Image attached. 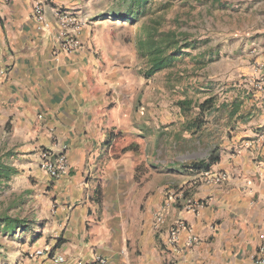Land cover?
Instances as JSON below:
<instances>
[{
    "label": "crops",
    "instance_id": "crops-1",
    "mask_svg": "<svg viewBox=\"0 0 264 264\" xmlns=\"http://www.w3.org/2000/svg\"><path fill=\"white\" fill-rule=\"evenodd\" d=\"M36 1L0 0V203L10 200L0 208L5 264H53L24 256L20 244L51 249L66 264L95 255L106 264H251L264 240V129L253 126L252 115L246 123L236 119L239 102L220 97L211 83L203 84L201 103L208 101L201 112H181L177 98L163 95L164 69L146 75L138 36H129L133 24L130 31L126 19L98 18L97 0L51 1L43 7L45 29L33 14ZM55 10L88 20L79 34L83 48L57 49ZM60 146L70 168L51 179L37 156ZM209 157L207 169L194 167ZM202 170L225 178L204 182ZM171 197L177 203L155 231L153 214ZM187 197L203 202L198 213L182 208ZM176 219L199 236L187 246L181 231L177 254L167 241Z\"/></svg>",
    "mask_w": 264,
    "mask_h": 264
},
{
    "label": "rangeland",
    "instance_id": "rangeland-1",
    "mask_svg": "<svg viewBox=\"0 0 264 264\" xmlns=\"http://www.w3.org/2000/svg\"><path fill=\"white\" fill-rule=\"evenodd\" d=\"M140 1L97 0V17L118 24L123 20L120 14L139 10L135 31L125 22L135 33L129 34L131 38L138 36L137 30L143 36L144 27L159 23L160 31H174L188 44L171 69L159 75L168 84L163 95L172 101L191 100L181 112L198 113L205 86L211 83L220 97L239 102L236 119L246 123L252 115L253 126L264 129V0H147V7L137 8ZM171 82L172 88L178 84L175 92ZM2 204L0 208H9L10 200ZM6 246L0 244V264L8 260ZM28 251L27 244H20L21 254L28 256Z\"/></svg>",
    "mask_w": 264,
    "mask_h": 264
},
{
    "label": "built area",
    "instance_id": "built-area-1",
    "mask_svg": "<svg viewBox=\"0 0 264 264\" xmlns=\"http://www.w3.org/2000/svg\"><path fill=\"white\" fill-rule=\"evenodd\" d=\"M53 0H37L33 7V14L36 21L39 24L40 29L49 27V22L43 13V7L49 4ZM55 21L58 28L57 37V49L64 53H72L76 50L83 48V44L79 39V34L85 28L88 20L81 16L70 14L63 10H55ZM5 75V71L0 69V84ZM37 166L40 170L45 172L51 179H58L62 175L66 174L70 168V162L68 160V152L66 146H60L58 151L51 150L49 148H43L38 154ZM225 178V174H213L209 170H202L201 180L204 182L212 181L215 183L220 182ZM177 199L170 198L169 202L163 204L158 211L153 214L152 226L155 231H159L166 224V211L170 204L176 205ZM203 202L195 200L191 197L183 199L182 208L186 211L198 213L203 207ZM187 230V238L185 244L190 246L199 242V236L192 232L191 228L183 219H176L172 221L167 227V241L168 246L174 253L181 252V246L179 244V236L181 231ZM29 257H45L49 258L53 264H66L67 260L60 254H54L51 249L48 248H35L28 251ZM107 258L101 255H95L92 261L88 263L78 262L77 264H106ZM251 264H264V240L258 245L255 256Z\"/></svg>",
    "mask_w": 264,
    "mask_h": 264
},
{
    "label": "trees",
    "instance_id": "trees-1",
    "mask_svg": "<svg viewBox=\"0 0 264 264\" xmlns=\"http://www.w3.org/2000/svg\"><path fill=\"white\" fill-rule=\"evenodd\" d=\"M134 1V0H132ZM147 0H142L138 2L137 8L147 7ZM139 10H135L130 14H120L123 19L128 20L129 23L135 25L137 19L139 17ZM119 15V16H120ZM159 23L153 24L151 27H144L145 32L143 36L140 35V29L137 30V40L136 47L139 50L141 55L146 56L148 61V71L146 73L147 76H150L155 71L160 69L169 68L172 66L173 62L179 55H182L184 52V48L187 47L188 44H183L180 42V38L174 31L163 32L158 28ZM208 100H205L203 103L199 104V110L202 111V108L207 103ZM179 105L183 108L188 109L191 100L182 99L179 100ZM213 159L211 157L204 159L200 162L195 163L194 167L198 170L201 168H208L211 161Z\"/></svg>",
    "mask_w": 264,
    "mask_h": 264
}]
</instances>
